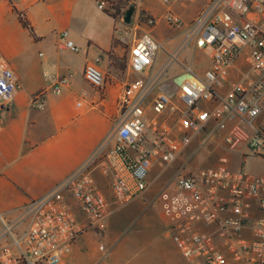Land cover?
I'll return each instance as SVG.
<instances>
[{"label": "built area", "instance_id": "1", "mask_svg": "<svg viewBox=\"0 0 264 264\" xmlns=\"http://www.w3.org/2000/svg\"><path fill=\"white\" fill-rule=\"evenodd\" d=\"M106 3L96 0L102 10ZM158 3L163 8L158 17L136 10L128 24L124 14L117 21L115 39L127 50L135 80L119 95L118 113L101 145L14 216L0 212V264H59L81 233L102 230L115 210L149 189L154 163L165 168L176 162L202 134L201 145L219 132L227 153L245 148L264 155V134L255 124L264 100V0ZM193 3L199 11L183 20L175 7ZM159 22L180 39L156 67L163 48L154 35ZM59 37L63 48L76 50L66 31ZM186 47L209 56L201 75L179 61ZM243 52L247 68L230 82L234 60ZM175 62L178 71L167 75ZM83 78L94 88L104 83L95 64L84 66ZM67 83L58 78L50 90L58 94ZM19 87L13 72L0 66V105H8ZM44 95L31 96L30 105L42 107ZM95 172L107 179L110 197L96 183ZM160 210L166 233L186 264H264V177L232 169L226 154L212 166L177 168Z\"/></svg>", "mask_w": 264, "mask_h": 264}, {"label": "crops", "instance_id": "2", "mask_svg": "<svg viewBox=\"0 0 264 264\" xmlns=\"http://www.w3.org/2000/svg\"><path fill=\"white\" fill-rule=\"evenodd\" d=\"M20 16L32 33L22 26ZM116 24L96 0H0V66L10 69L20 82L11 102L0 105V212L7 217L77 170L109 134L118 113L117 99L124 86L135 80L128 71L127 50L115 39ZM62 31L75 51L62 47ZM188 50L190 58L185 54L179 61L193 71L195 66L194 73L201 75L210 64L209 56ZM86 64L102 71V87L94 88L84 80ZM246 66L243 52L234 60L229 81L237 80ZM62 77L68 83L60 93L51 92L54 81ZM41 91H45L42 107H32L31 96ZM248 153L241 148L225 154L229 166L237 169ZM176 169L175 162L165 168L154 163L151 185L159 177L172 178ZM94 178L110 197L107 179L98 172ZM149 212L138 199L115 210L103 233H81L59 264H151L139 253L148 252L150 258L157 237L168 235L160 208L158 232L162 233L150 231L157 223ZM129 219L134 220L132 230L122 225Z\"/></svg>", "mask_w": 264, "mask_h": 264}, {"label": "rangeland", "instance_id": "3", "mask_svg": "<svg viewBox=\"0 0 264 264\" xmlns=\"http://www.w3.org/2000/svg\"><path fill=\"white\" fill-rule=\"evenodd\" d=\"M114 5L115 4L112 5L106 3L104 9L107 10V12L113 14L115 13V9L118 8L120 17L129 8V6H133L135 8L134 13H136V10H143L148 14L156 17L160 16L163 12V8L159 5L158 0H120V4L118 7H115ZM175 9L176 12L181 16V18H183V20L189 21L190 19L195 17L200 9V5H198L197 3H193L187 5L186 8H182L181 6L177 5ZM120 17L117 16V18L115 19L116 22L119 21ZM154 33L157 37L161 38V42H163V48L160 49L157 53V60L155 65L156 67H158L165 62V60L167 59V52L172 51V45H176V43L180 39V35H178L176 31L166 27L162 22H159L156 29L154 30ZM165 40H167V42ZM188 51V47H186L180 53L178 58H184L183 56L185 54L188 55L187 58H190L191 55L187 53ZM121 58H125V53ZM178 66L179 65L177 62L173 63L168 69L167 75L171 74L173 71H176ZM192 68L194 69V71H196L195 66H192ZM255 124L264 134V100L262 103V111L256 119ZM219 134V132H216L214 136L208 138L206 140V143H203L202 145L201 141L204 140L205 135L202 134L201 136L196 137L192 141L191 145L185 150L184 155H182L181 158L175 162L176 167L179 168L180 166H183L185 170H191L197 167H208L215 165L219 157L226 153L221 141V135ZM237 169L248 174L264 177V155H253L251 153H248V155L245 156V160L240 163ZM173 173L174 174L172 178L168 180H166L167 178L164 177H159L158 179H156V181L152 183L148 191H146V193L138 198V200L143 202L144 206L148 208V210L150 211L149 213L154 215L153 221L157 223V228L156 226H154V228L150 231L162 233V230L161 232H158V213L163 197L169 194L172 191V187L174 186L175 172ZM127 211H129V209H127ZM130 211L132 212V210ZM133 221L134 220L129 219L127 221H124L122 225H124L125 229L132 230L134 228ZM104 230L105 228L98 231L103 233ZM153 245L154 246L151 247L152 253L150 258H148V252L139 253L138 257L142 259H148V262L151 264H186V262L182 259V257L178 254V252L172 245L170 238L157 237Z\"/></svg>", "mask_w": 264, "mask_h": 264}, {"label": "trees", "instance_id": "4", "mask_svg": "<svg viewBox=\"0 0 264 264\" xmlns=\"http://www.w3.org/2000/svg\"><path fill=\"white\" fill-rule=\"evenodd\" d=\"M104 1L107 2V3H109V4H112V5L115 4V5H114L115 7H116V6L118 7L119 4H120V0H104ZM102 11L105 12L107 15H109V16H110L111 18H113V19H116L117 16L120 17V13H119V9H118V8L115 9V13H113V14L107 12V10H105V9H103ZM19 20H20V23L22 24V26H23L24 28H26L27 30H29L30 33H32L31 28L28 26V24L26 23V21L23 19L22 16L19 17ZM123 65H124V64H123Z\"/></svg>", "mask_w": 264, "mask_h": 264}, {"label": "water", "instance_id": "5", "mask_svg": "<svg viewBox=\"0 0 264 264\" xmlns=\"http://www.w3.org/2000/svg\"><path fill=\"white\" fill-rule=\"evenodd\" d=\"M134 12V7L129 6V8L125 11L124 16H123V23L128 24L130 22L131 16Z\"/></svg>", "mask_w": 264, "mask_h": 264}]
</instances>
